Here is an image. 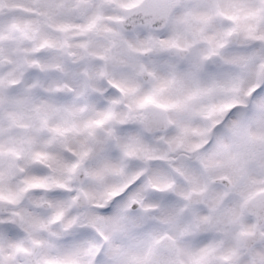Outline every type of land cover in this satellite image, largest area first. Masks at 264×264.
I'll return each mask as SVG.
<instances>
[{
	"label": "snow or ice",
	"instance_id": "1",
	"mask_svg": "<svg viewBox=\"0 0 264 264\" xmlns=\"http://www.w3.org/2000/svg\"><path fill=\"white\" fill-rule=\"evenodd\" d=\"M0 264H264V0H0Z\"/></svg>",
	"mask_w": 264,
	"mask_h": 264
}]
</instances>
